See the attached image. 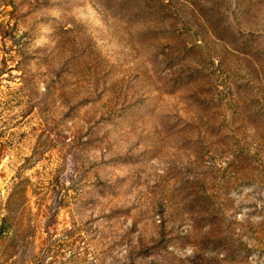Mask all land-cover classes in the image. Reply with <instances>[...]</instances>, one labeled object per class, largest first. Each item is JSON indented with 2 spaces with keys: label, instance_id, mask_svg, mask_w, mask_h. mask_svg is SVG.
<instances>
[{
  "label": "rangeland",
  "instance_id": "obj_1",
  "mask_svg": "<svg viewBox=\"0 0 264 264\" xmlns=\"http://www.w3.org/2000/svg\"><path fill=\"white\" fill-rule=\"evenodd\" d=\"M0 264H264V0H0Z\"/></svg>",
  "mask_w": 264,
  "mask_h": 264
},
{
  "label": "trees",
  "instance_id": "obj_2",
  "mask_svg": "<svg viewBox=\"0 0 264 264\" xmlns=\"http://www.w3.org/2000/svg\"><path fill=\"white\" fill-rule=\"evenodd\" d=\"M1 235V234H0Z\"/></svg>",
  "mask_w": 264,
  "mask_h": 264
}]
</instances>
